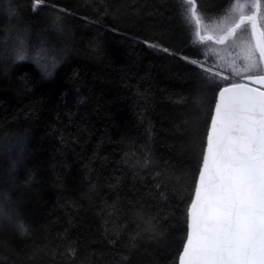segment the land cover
<instances>
[{
    "label": "trees",
    "instance_id": "1",
    "mask_svg": "<svg viewBox=\"0 0 264 264\" xmlns=\"http://www.w3.org/2000/svg\"><path fill=\"white\" fill-rule=\"evenodd\" d=\"M232 2L196 0L199 20ZM34 5L0 0V264H179L217 94L240 77L192 62L220 42L181 0Z\"/></svg>",
    "mask_w": 264,
    "mask_h": 264
},
{
    "label": "snow or ice",
    "instance_id": "2",
    "mask_svg": "<svg viewBox=\"0 0 264 264\" xmlns=\"http://www.w3.org/2000/svg\"><path fill=\"white\" fill-rule=\"evenodd\" d=\"M42 2L34 0L36 6ZM195 4L196 0H181L182 6L187 5L182 7V15L189 22L198 16ZM251 7L254 11L241 15L220 43L235 35L246 21L256 35L257 19L264 16V0H251ZM194 37L201 43L212 39L199 32ZM256 47L264 59V31L259 33ZM250 79L264 83V74ZM224 92L220 93L223 107L217 103L212 117L207 152L194 185L181 264H264V92L248 89L227 98ZM3 211L0 204V213Z\"/></svg>",
    "mask_w": 264,
    "mask_h": 264
},
{
    "label": "rangeland",
    "instance_id": "3",
    "mask_svg": "<svg viewBox=\"0 0 264 264\" xmlns=\"http://www.w3.org/2000/svg\"><path fill=\"white\" fill-rule=\"evenodd\" d=\"M34 6L40 7L41 5ZM252 11H254V9L251 7V0H233L227 11L222 14L223 16L221 15L220 17H215L210 20L203 18L202 22L200 21L201 32L204 33L201 36H212L219 42V39L225 36L227 29L239 21L241 15L246 16ZM194 18L196 19V17ZM259 20L260 27L262 31H264V16H260ZM194 32H199V27L196 30L195 23ZM236 32V36H232L233 38L230 37L231 40L229 39L230 41L227 43H205L202 47L204 56L201 58L200 62L196 61L205 69L212 71L220 82L226 84H229L231 80H235L237 77H240L238 78L239 83L242 82L244 78L264 74V63L261 62L259 50L256 47L257 39H259L258 30L256 29V35H253L251 24L246 21ZM198 38L196 37L197 40ZM10 46L13 49L12 54L17 50L16 58H18L19 55H23L25 57L24 60L36 62L42 70L46 71L45 69L48 68V63H50L51 59L39 53V51H32L34 45L30 44L28 39L19 36L10 42ZM225 55H229L230 57L226 58ZM223 58L226 60L223 61ZM263 60L264 59H262V61ZM225 63H233L236 65L237 68L234 70L237 71L238 75L228 73L227 71L232 68L229 64ZM260 67H262V69ZM224 87L220 88V90ZM24 151L20 152V144H18L16 148H13V152L16 155H23ZM8 152H10V150Z\"/></svg>",
    "mask_w": 264,
    "mask_h": 264
},
{
    "label": "water",
    "instance_id": "4",
    "mask_svg": "<svg viewBox=\"0 0 264 264\" xmlns=\"http://www.w3.org/2000/svg\"><path fill=\"white\" fill-rule=\"evenodd\" d=\"M199 19V17H196V20ZM199 26V32H200V36L202 35V32H201V27H200V23L198 24ZM256 29L258 30V33H260L262 30L260 29V26H259V17L257 19V27ZM237 31V30H236ZM231 36H234V35H229L227 36V38L224 40L227 41ZM212 37V36H211ZM211 40H215V41H218L217 39H215L214 37H212ZM243 81L242 82H239L237 84H241L243 85L244 87L243 88H232V85L228 86V87H224L223 89H221L219 92H218V95H217V98H216V103H215V107H214V110H213V114H212V117L215 115V110H216V105L217 103H220L221 104V107H223V99L221 98L220 96V93L221 92H224V89L225 88H228L230 91L228 92H224V98H227L230 94H233V93H236V94H245L247 92L248 89H256L257 92H264V83L258 81V80H254V79H250L249 78H244L242 79ZM212 121V119H211ZM211 130V122H210V127H209V131L208 133L210 132ZM208 136V134H207ZM207 143L206 142V148H205V153L204 155L206 154L207 152ZM203 167V162H202V165H201V168ZM200 168V169H201ZM198 179H199V175H198V178H197V182H198ZM195 198V194L193 196V199ZM192 199V200H193ZM191 208V204H190V207H189V210ZM189 221H190V218H189V211H188V226H187V230H189ZM187 240L185 241L184 245L186 244ZM183 249H184V246H183ZM183 249L180 253V256H179V264H181V257H182V254H183Z\"/></svg>",
    "mask_w": 264,
    "mask_h": 264
},
{
    "label": "bare ground",
    "instance_id": "5",
    "mask_svg": "<svg viewBox=\"0 0 264 264\" xmlns=\"http://www.w3.org/2000/svg\"><path fill=\"white\" fill-rule=\"evenodd\" d=\"M199 27V26H198ZM201 27V26H200Z\"/></svg>",
    "mask_w": 264,
    "mask_h": 264
}]
</instances>
